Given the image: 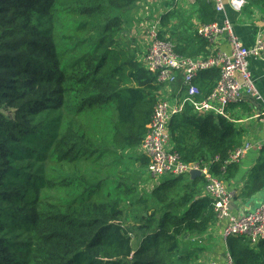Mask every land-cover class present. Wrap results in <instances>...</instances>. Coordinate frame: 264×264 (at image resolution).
<instances>
[{"label":"trees","instance_id":"obj_1","mask_svg":"<svg viewBox=\"0 0 264 264\" xmlns=\"http://www.w3.org/2000/svg\"><path fill=\"white\" fill-rule=\"evenodd\" d=\"M142 1L0 0V264H197L188 242L217 221L204 177L168 179L136 194L131 219L121 198L93 200L113 179L129 197L148 165L138 150L164 96L133 32L147 22ZM247 2L246 10L264 11V0ZM141 9L135 23L130 17ZM194 14L203 25L218 21L211 0H200ZM163 16L160 38L177 55L208 54L210 43L182 18L174 29L171 11ZM219 79L218 70L202 72L197 101ZM108 108V127L90 134L78 123L84 111ZM169 131L185 163L208 168L221 182L237 172L229 160L243 146V132L225 118L203 117L186 102ZM53 146L65 166L63 185L76 189L59 205L45 197L55 186L46 161ZM174 185L181 187L171 191ZM262 190L264 148L242 196ZM228 249L235 264H264V241L234 237Z\"/></svg>","mask_w":264,"mask_h":264},{"label":"built area","instance_id":"obj_2","mask_svg":"<svg viewBox=\"0 0 264 264\" xmlns=\"http://www.w3.org/2000/svg\"><path fill=\"white\" fill-rule=\"evenodd\" d=\"M165 0H151V3H161ZM218 15H225L228 5L235 13L242 14L248 5L247 0H211ZM182 2L197 6L200 0H174L171 9L159 13L158 19H152L147 13L144 31H149L151 45L143 57L145 67L157 77L163 89L174 87L182 75L184 89L182 94L172 99L161 98L157 103L148 131L138 150V157L148 161L146 174L155 180L179 179L189 176L192 171H200L206 180L205 195L213 201L217 221L229 220L224 229L225 241L234 237H247L252 245L264 241V202L255 210L241 217H232L230 207L233 195L228 192L223 182L213 177L208 168H199L195 164L185 163L172 148L170 124L173 117L182 112L185 103L189 102L195 108V113L205 117L211 114L223 116L233 105L239 104L245 97L261 99L259 91L249 69V59H260L264 53V33L260 34L252 48H246L235 36L231 22L227 17L223 22L203 25L199 15L194 21V31L206 39L211 47L208 54L195 59L183 58L174 51V45L162 34L161 21L163 15L175 9ZM143 19V18H142ZM143 31V32H144ZM227 36L232 45V53L227 54L213 48L218 39ZM218 70L220 79L212 93L201 101L197 80L202 72ZM164 94V93H163ZM261 151L264 143L254 145L245 142L235 150L229 160L230 164L238 165L251 149ZM225 264H235L230 252L226 254Z\"/></svg>","mask_w":264,"mask_h":264},{"label":"crops","instance_id":"obj_3","mask_svg":"<svg viewBox=\"0 0 264 264\" xmlns=\"http://www.w3.org/2000/svg\"><path fill=\"white\" fill-rule=\"evenodd\" d=\"M167 3L164 8L171 9L174 0H165ZM199 4V3H198ZM193 8L194 12L198 11L197 6H190L186 2L179 4V7ZM183 9L186 11L187 9ZM242 14L235 13L228 5L226 6L225 15H218V22H223L225 17L232 24L235 36L241 41L244 47L252 48L260 34L264 33V11L258 9H249ZM213 48L227 54L232 53V45L225 35L218 39ZM249 69L254 79L255 85L259 91L261 99L245 97L239 104L228 108L224 115L221 116L235 125L243 132V143L249 142L254 145L264 143V53L260 59L250 58ZM182 75L179 76L177 84L174 87L162 89V93H170L174 97L182 94L184 85ZM261 151L254 148L249 150L241 162L237 165V172L228 180L225 185L228 192L233 195V201L230 207L232 217H241L253 210H256L264 202V190L255 195H246L245 188L250 181V176L258 164ZM190 181H195L191 176H187ZM187 177L184 178L187 180ZM205 194V188L203 189ZM229 220L222 219L216 221L211 228L202 236H196L190 239L187 249L196 251L198 255L197 264H225L226 254L229 251L228 241L223 238L225 227Z\"/></svg>","mask_w":264,"mask_h":264},{"label":"rangeland","instance_id":"obj_4","mask_svg":"<svg viewBox=\"0 0 264 264\" xmlns=\"http://www.w3.org/2000/svg\"><path fill=\"white\" fill-rule=\"evenodd\" d=\"M142 3L145 6L144 13H148L152 19H158L159 13L162 11L164 6L167 4L165 1L161 3H151V0H143ZM185 7H183L184 9ZM182 7H179L177 5L175 9L171 10L172 13V19L174 20V24H172V27H175L181 23V18L183 23H187L186 26L190 27V29L194 30V21H196L197 16L194 14L193 8H188L186 6L184 11ZM143 10L141 9L138 11L136 15H131V20L134 18L135 23H137L138 18L142 19V17H139V14H142ZM174 15V16H173ZM138 24L142 26L141 22L138 21ZM136 25V24H135ZM133 32L137 34V38L139 39L138 45L141 49L143 48L146 52L148 51L151 40L150 36L148 37L149 31H136L135 29ZM144 54V55H145ZM164 99H172L174 96L170 93L163 94ZM112 108H108L105 110H86L84 111L80 117L78 118V123L81 126H85L90 130V134L98 132L100 129L108 127L109 123L112 121ZM64 133V132H63ZM65 135V134H64ZM51 156L47 158V169L49 171V174L51 175L50 178L54 179L53 184H55L54 188L48 191V194L45 196L46 201L49 204L53 205H59L64 204L72 200V197L74 196L76 189L74 185H63V182L65 180V173H63V169L65 166L61 165L59 162V153L58 150H56L55 146H53L50 150ZM68 170H72V167L66 166ZM120 168V167H119ZM118 168V169H119ZM80 171V169L78 168ZM60 172V173H59ZM136 173V172H135ZM138 180L135 182V186H133V192L129 197L125 196L126 191L124 188L119 189L118 188V180L113 179L111 182L106 185L98 194L93 195V200L97 202H108L110 200H114L117 197L121 198L123 203V209L125 212V215L127 218L131 219L130 212L128 210L129 207V201L133 199V197L137 194L148 190H152V188L155 185H160L162 183H166L168 180H155L151 178L148 174L145 172V168L140 170L139 175L136 173ZM115 176V174H114ZM57 177V178H56ZM57 179V180H56ZM133 183L130 182V186ZM181 186L174 185V189L172 188L171 191H176L175 189L180 188ZM253 213L255 210L252 211ZM244 216V215H243ZM132 221V220H130Z\"/></svg>","mask_w":264,"mask_h":264},{"label":"water","instance_id":"obj_5","mask_svg":"<svg viewBox=\"0 0 264 264\" xmlns=\"http://www.w3.org/2000/svg\"><path fill=\"white\" fill-rule=\"evenodd\" d=\"M190 176H191V178H192L193 180H195V179H197V178H200L202 175H201V172H200V171L195 170V171H192V172L190 173ZM232 202H234V201H232Z\"/></svg>","mask_w":264,"mask_h":264}]
</instances>
